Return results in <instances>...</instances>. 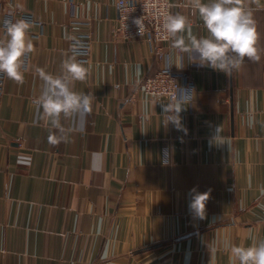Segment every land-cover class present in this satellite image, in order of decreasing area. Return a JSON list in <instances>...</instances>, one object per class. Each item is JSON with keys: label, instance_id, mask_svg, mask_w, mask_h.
I'll list each match as a JSON object with an SVG mask.
<instances>
[{"label": "crops", "instance_id": "0c3cea01", "mask_svg": "<svg viewBox=\"0 0 264 264\" xmlns=\"http://www.w3.org/2000/svg\"><path fill=\"white\" fill-rule=\"evenodd\" d=\"M169 1L193 36H207L190 0ZM115 3L0 0V39L7 12L39 23L28 33L34 50L24 82L4 76L0 95V264H229L225 239L264 240V0H244L254 9L261 59H246L230 76L197 66L171 41L159 58L144 40L117 38ZM84 35L89 74L73 87L94 97L91 111L82 132L62 118L67 139L53 146L35 104L37 69L59 74L74 43L66 37ZM170 64L195 86L180 113L187 134L167 124L161 104L169 102L140 89ZM193 187L210 190L202 220L189 211Z\"/></svg>", "mask_w": 264, "mask_h": 264}, {"label": "clouds", "instance_id": "9594fccd", "mask_svg": "<svg viewBox=\"0 0 264 264\" xmlns=\"http://www.w3.org/2000/svg\"><path fill=\"white\" fill-rule=\"evenodd\" d=\"M203 22L207 36L197 38L192 35L189 18L179 12H166L162 16L163 38L171 41V46L181 53L189 54L192 63L200 67H209L226 76L234 70H239L246 59L258 62L261 59V49L258 47L259 33L254 18V9L246 6L244 0H190V5ZM139 32L142 19L134 20ZM31 22L24 19H5L3 28L6 39H0V74L8 79L22 84L25 73L29 70L25 57L34 50L33 42L28 33ZM187 34V40L185 35ZM74 41L70 48L71 54H66L61 62V72L57 75L37 69L43 81L40 95L35 99L37 111L41 119H46L50 125L48 142L56 146L67 139L62 118L73 121L70 131H83L87 115L91 111L94 97L91 94L77 92L74 83L87 79L89 69L77 59L80 41L75 37H66ZM175 66L183 68V57L177 56ZM173 65H169L171 67ZM193 90L180 89L174 103L161 104L163 113L167 116V124L172 123L177 130L187 129L181 123L180 113L184 103H190ZM39 120L34 121L38 123ZM219 127L214 131L210 146L217 139ZM167 151V150H165ZM100 154H93V166ZM167 163V161H163ZM189 211L195 218H205V204L210 197V190L198 191L193 187L189 191ZM215 221V220H214ZM213 221V222H214ZM223 247L229 251V264H264V240H252L248 246L234 245L229 240L223 241Z\"/></svg>", "mask_w": 264, "mask_h": 264}, {"label": "built area", "instance_id": "2783aa9c", "mask_svg": "<svg viewBox=\"0 0 264 264\" xmlns=\"http://www.w3.org/2000/svg\"><path fill=\"white\" fill-rule=\"evenodd\" d=\"M116 9L118 11V19L114 29V35L123 41L144 40L150 45L155 55L159 58L163 56V46L166 40L163 38L162 16L166 12L173 13L172 4L169 0H116ZM1 10V9H0ZM142 19V28L139 32L138 26L134 20ZM5 19H24L31 24L37 23L29 14L7 12L4 14ZM4 29V28H3ZM80 42L82 47L78 55V59L85 63L88 62L90 56V35H84ZM177 52L179 50L175 49ZM26 62L28 56L25 57ZM4 74H0V95L3 92ZM141 91L152 100H164L174 103L178 90L191 89L193 96L190 103L195 99V86L190 77L183 70H175L169 66L159 69L154 75L143 79ZM167 150V151H165ZM163 160L168 161L169 152L165 147L163 149Z\"/></svg>", "mask_w": 264, "mask_h": 264}]
</instances>
